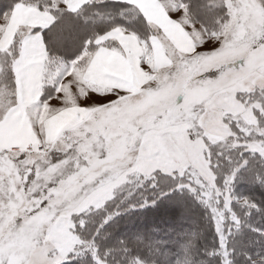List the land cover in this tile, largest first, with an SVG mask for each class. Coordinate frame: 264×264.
<instances>
[{
  "label": "snow or ice",
  "instance_id": "obj_1",
  "mask_svg": "<svg viewBox=\"0 0 264 264\" xmlns=\"http://www.w3.org/2000/svg\"><path fill=\"white\" fill-rule=\"evenodd\" d=\"M157 2L191 52L142 0H0V264H156L153 229L120 239L115 218L176 220L185 190L206 216L172 264H264V200L234 191L264 195V0Z\"/></svg>",
  "mask_w": 264,
  "mask_h": 264
},
{
  "label": "trees",
  "instance_id": "obj_2",
  "mask_svg": "<svg viewBox=\"0 0 264 264\" xmlns=\"http://www.w3.org/2000/svg\"><path fill=\"white\" fill-rule=\"evenodd\" d=\"M112 24L111 18H106L97 25V30L103 32ZM45 39L50 37L47 29L44 30ZM87 35V33H85ZM80 51L79 47L74 49H67L62 51V55L70 60ZM241 187V194L252 196L256 201L264 200V195L260 191H249L248 188ZM238 186V183H237ZM172 199L179 198L184 202L187 212L184 216L171 220L167 217H162L159 211L153 212L149 209L154 208V205H149L146 209L133 208L128 212L121 213L115 218L116 224L111 231L114 232L115 237L123 239L131 231H148L149 227L153 229L151 235L154 239L162 241L159 250H154L151 255L155 259L156 264H172L175 259V253L179 242L183 239V233L191 229L194 225H203L204 217L206 216V209L194 197V195L185 190L184 192L166 193ZM161 201L164 197L160 198ZM159 204L160 201H157ZM253 223L257 226H264V218L256 214L253 218ZM214 230H209L205 233V240L202 243H210L213 239ZM147 254V250H144Z\"/></svg>",
  "mask_w": 264,
  "mask_h": 264
},
{
  "label": "rangeland",
  "instance_id": "obj_3",
  "mask_svg": "<svg viewBox=\"0 0 264 264\" xmlns=\"http://www.w3.org/2000/svg\"><path fill=\"white\" fill-rule=\"evenodd\" d=\"M193 49L192 47L189 48V50H187L186 52H191ZM225 62V56L224 55H217L214 57H208L204 62L203 65H193L190 68V72L195 75L198 72L203 71L206 67H215V66H220ZM185 85H187V81L183 82ZM225 84H230L231 81L226 80L224 82ZM222 87V85H217L216 88ZM216 89L212 88H201V87H190L187 89L188 91V96H189V100L191 103H198L199 101H201L202 99L206 98L208 95H210L212 92H214ZM226 100V98H225ZM167 101V97L166 96H161L157 99V103H165ZM217 121H212L209 124V130L214 132V133H219L220 129L217 127ZM234 191H236V193L238 195L241 194V187L238 183L235 185ZM179 191L173 192V193H177ZM172 193V192H170Z\"/></svg>",
  "mask_w": 264,
  "mask_h": 264
},
{
  "label": "crops",
  "instance_id": "obj_4",
  "mask_svg": "<svg viewBox=\"0 0 264 264\" xmlns=\"http://www.w3.org/2000/svg\"><path fill=\"white\" fill-rule=\"evenodd\" d=\"M146 7H148L151 18L159 24H164L166 27L169 28V36L185 51L189 50L191 46V42L187 41L186 38L183 36L181 32H178L174 26H171L167 22V17L164 15L163 9L159 6L157 0H142ZM155 63L164 66L167 64V61L163 58V56H157L155 58ZM67 121H61L59 124L52 129V134L54 135L59 128L63 127V125ZM18 140H13L12 143H19Z\"/></svg>",
  "mask_w": 264,
  "mask_h": 264
}]
</instances>
